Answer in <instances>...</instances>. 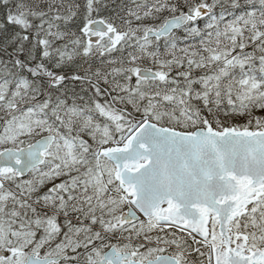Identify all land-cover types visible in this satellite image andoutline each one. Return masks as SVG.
Segmentation results:
<instances>
[{
  "label": "snow or ice",
  "instance_id": "obj_1",
  "mask_svg": "<svg viewBox=\"0 0 264 264\" xmlns=\"http://www.w3.org/2000/svg\"><path fill=\"white\" fill-rule=\"evenodd\" d=\"M0 264H264V0H0Z\"/></svg>",
  "mask_w": 264,
  "mask_h": 264
}]
</instances>
